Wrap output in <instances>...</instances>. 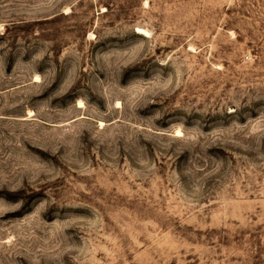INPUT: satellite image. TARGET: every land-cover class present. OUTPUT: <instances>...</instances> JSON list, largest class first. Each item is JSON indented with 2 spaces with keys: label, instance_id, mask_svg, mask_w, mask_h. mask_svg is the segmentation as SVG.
I'll return each instance as SVG.
<instances>
[{
  "label": "rangeland",
  "instance_id": "rangeland-1",
  "mask_svg": "<svg viewBox=\"0 0 264 264\" xmlns=\"http://www.w3.org/2000/svg\"><path fill=\"white\" fill-rule=\"evenodd\" d=\"M0 264H264V0H0Z\"/></svg>",
  "mask_w": 264,
  "mask_h": 264
},
{
  "label": "bare ground",
  "instance_id": "bare-ground-1",
  "mask_svg": "<svg viewBox=\"0 0 264 264\" xmlns=\"http://www.w3.org/2000/svg\"><path fill=\"white\" fill-rule=\"evenodd\" d=\"M138 33L141 34V35H144V36H148L149 35L148 30H146L144 28H141V27L138 28Z\"/></svg>",
  "mask_w": 264,
  "mask_h": 264
}]
</instances>
